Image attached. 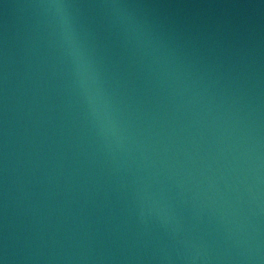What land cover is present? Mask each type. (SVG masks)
I'll return each mask as SVG.
<instances>
[{"label":"water","instance_id":"1","mask_svg":"<svg viewBox=\"0 0 264 264\" xmlns=\"http://www.w3.org/2000/svg\"><path fill=\"white\" fill-rule=\"evenodd\" d=\"M0 264H264V0H0Z\"/></svg>","mask_w":264,"mask_h":264}]
</instances>
